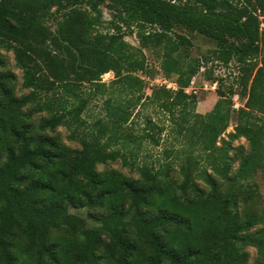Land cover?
Wrapping results in <instances>:
<instances>
[{"label":"trees","instance_id":"1","mask_svg":"<svg viewBox=\"0 0 264 264\" xmlns=\"http://www.w3.org/2000/svg\"><path fill=\"white\" fill-rule=\"evenodd\" d=\"M103 5L112 13L108 31L100 30ZM122 27L136 32L139 45ZM177 27L216 47L192 56L191 39ZM151 48L162 50L161 68L176 76L177 88L158 87L149 99L169 112L187 145L200 148L179 154V182L172 162H140L133 150L139 138L159 143L156 133L165 128L152 117L142 135L127 125L144 100L138 72H150ZM2 49L14 52L29 93L17 94V75L2 69ZM232 61L244 104L235 109L234 87H219L213 109L197 118V96L187 91L194 77L207 66L211 79L210 63ZM108 72L115 79L106 83ZM84 84L94 93L112 90L107 117L92 126L82 117ZM123 93L130 97L121 100ZM234 113V130L223 137ZM63 125L79 148L56 134ZM241 137L249 149L233 145ZM235 149L240 165L233 173ZM118 160L139 176L99 170ZM261 166L264 0H0V264H264L254 205ZM72 207L105 213L92 225ZM54 231L64 235L51 239ZM250 246L259 253L253 263Z\"/></svg>","mask_w":264,"mask_h":264},{"label":"rangeland","instance_id":"2","mask_svg":"<svg viewBox=\"0 0 264 264\" xmlns=\"http://www.w3.org/2000/svg\"><path fill=\"white\" fill-rule=\"evenodd\" d=\"M103 12L104 23L100 26V30L108 31L110 30L109 21L112 18L111 10L107 6H101ZM56 16L50 14L47 17V23L52 26L53 29H56ZM176 30L181 33H185L192 41V46L190 47V54L194 57H201L205 54L210 53L215 47L216 42L209 38L208 36L201 34L199 32H189L185 28L177 27ZM113 31V30H112ZM124 32L125 39L128 40L133 45H139V40L136 32L122 27ZM145 54L147 57V66L150 69V72H138V75L144 79L145 85V96L144 100L140 102L137 107L134 108L131 119L127 125L129 131L134 132L135 134H144L146 127V118L152 117L161 127L165 129L162 131L161 135L157 132L159 143L152 141L149 138H139L136 142H132L133 150L136 152L138 160L147 161L150 164H162L164 162H172L173 165V175L176 181H180L178 165L180 161L178 156H182L183 152L186 154L192 153L193 155L199 154L200 148L198 143H194L193 146L186 144V137L174 131L173 127L175 124L172 123L171 118L169 117V112L165 110L158 102L155 100L149 99V97H155V90L158 87L166 86L168 89H174L173 86H170L165 82V79H168L169 83L174 82L172 77L167 78L165 73L161 68V62L163 58V52L160 48H151L145 49ZM1 56L5 60V65L2 67L3 70H11L17 75L16 79V91L18 95L27 94L30 92L29 89H24L22 87L23 82V70L17 65L15 54L13 51H8L6 49L1 50ZM207 67V66H206ZM206 67H203L200 72L194 77L190 87L187 89L189 93L193 92L197 96V103L194 108V113H196L197 118H201L207 112L213 109L216 104L219 93V87L224 90L226 93L230 92V88L233 86L234 91L237 93L234 95V108L238 109L244 104V99L240 96L239 92L241 88L238 84V75L239 70L237 67V62L232 61L229 65L225 66L219 64L218 62L210 63L208 67H211V79H209V73L206 70ZM208 69V68H207ZM115 79L114 72H108L102 76V80L106 83H109ZM175 83V82H174ZM83 90L82 94L84 95L87 106L85 111L82 113L83 119L86 121L88 126H92L95 121L99 118L107 117L108 110L106 105V99L111 95V89L104 91L103 93H94L93 87L90 84H84L81 86ZM121 100L127 99L129 95L122 94L119 95ZM148 97V98H147ZM237 123V116L234 113L231 123L226 131L223 134V137H227L228 132L234 130V126ZM56 134H59L61 138L68 145L79 148L80 143L78 140L70 137V130L66 126H59L56 130ZM197 136L193 140H197ZM233 145L235 147H240L244 145L246 149L250 148L249 141L241 137L234 141ZM184 149V150H183ZM238 150L235 149L231 152V155L234 157L233 173L239 168L240 157L238 155ZM105 169H112L121 172L122 174L131 177L137 178L139 175L129 165H125L122 160L115 162H109L105 165H99V170L103 171ZM211 172L212 170L209 169ZM256 181V195L254 197V205L259 215L261 216V222L256 225L257 228L264 227V166H261L255 175ZM201 183V181H200ZM71 211L78 213L87 218L90 224H97L98 220L96 217L103 215L104 210L93 209L91 214L85 207H72ZM94 215V216H92ZM64 234L62 232L54 231L51 234V239H57L62 237ZM250 253V263H253L258 256V249L256 247L250 246L247 248Z\"/></svg>","mask_w":264,"mask_h":264},{"label":"built area","instance_id":"3","mask_svg":"<svg viewBox=\"0 0 264 264\" xmlns=\"http://www.w3.org/2000/svg\"><path fill=\"white\" fill-rule=\"evenodd\" d=\"M165 82H166L167 84H169L170 86H173V88H177V84H176V83H174V82H170V83H169L168 79H165Z\"/></svg>","mask_w":264,"mask_h":264}]
</instances>
